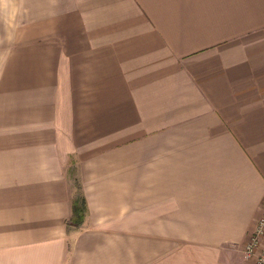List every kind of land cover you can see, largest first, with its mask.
I'll return each instance as SVG.
<instances>
[{"label": "crops", "instance_id": "obj_1", "mask_svg": "<svg viewBox=\"0 0 264 264\" xmlns=\"http://www.w3.org/2000/svg\"><path fill=\"white\" fill-rule=\"evenodd\" d=\"M263 211L264 0H0V264H256Z\"/></svg>", "mask_w": 264, "mask_h": 264}, {"label": "built area", "instance_id": "obj_2", "mask_svg": "<svg viewBox=\"0 0 264 264\" xmlns=\"http://www.w3.org/2000/svg\"><path fill=\"white\" fill-rule=\"evenodd\" d=\"M262 235H264V211L258 222L254 234L245 245V256H256V264H264V246L260 249L259 253L256 251L260 243V237Z\"/></svg>", "mask_w": 264, "mask_h": 264}]
</instances>
